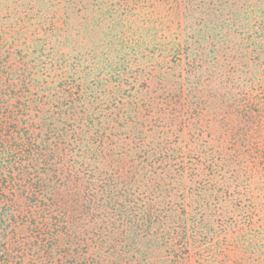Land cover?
Segmentation results:
<instances>
[{"label":"trees","instance_id":"obj_1","mask_svg":"<svg viewBox=\"0 0 264 264\" xmlns=\"http://www.w3.org/2000/svg\"><path fill=\"white\" fill-rule=\"evenodd\" d=\"M0 264H264V0H0Z\"/></svg>","mask_w":264,"mask_h":264}]
</instances>
